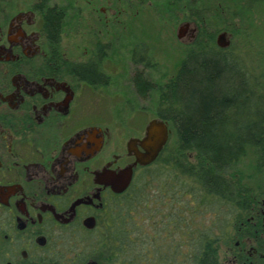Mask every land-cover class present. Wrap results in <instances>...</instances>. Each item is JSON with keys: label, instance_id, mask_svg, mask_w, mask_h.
I'll return each mask as SVG.
<instances>
[{"label": "flooded vegetation", "instance_id": "flooded-vegetation-1", "mask_svg": "<svg viewBox=\"0 0 264 264\" xmlns=\"http://www.w3.org/2000/svg\"><path fill=\"white\" fill-rule=\"evenodd\" d=\"M123 1L132 8L137 0ZM114 6L113 0H0V264L129 263L117 231L128 223L136 180L162 164L173 134L179 137L159 105L182 65L159 80L151 45L119 31L128 24L115 19ZM67 29L78 39L74 46L65 44ZM114 87L126 90V103L131 97L157 103L156 117L145 124L134 109L130 116L101 115ZM153 119L165 121L170 133L144 166L136 154L146 151ZM130 167V185L115 191L110 181ZM247 197L228 243L216 238L218 264H264V191L251 187Z\"/></svg>", "mask_w": 264, "mask_h": 264}, {"label": "trees", "instance_id": "trees-1", "mask_svg": "<svg viewBox=\"0 0 264 264\" xmlns=\"http://www.w3.org/2000/svg\"><path fill=\"white\" fill-rule=\"evenodd\" d=\"M56 21L51 17L53 30ZM207 46L187 56L163 97L160 114L174 121L179 137L142 178L145 190L159 183L163 206L148 212L143 225L138 203L146 193L136 192L139 179L128 198V223L117 231L128 264H218L216 238L228 243L250 199L251 187L235 165L249 146L264 166V73L237 46Z\"/></svg>", "mask_w": 264, "mask_h": 264}, {"label": "rangeland", "instance_id": "rangeland-1", "mask_svg": "<svg viewBox=\"0 0 264 264\" xmlns=\"http://www.w3.org/2000/svg\"><path fill=\"white\" fill-rule=\"evenodd\" d=\"M113 2L115 19H119L122 25L128 24L127 29L121 27L119 31L123 35H128L131 30L138 39L145 40L151 45L154 59L161 63V69H156L160 70L157 78L161 81L179 70L191 49L200 50L202 49L200 46L203 45L219 48L217 41L223 32H227L225 39L230 41V46L239 47V52H245L247 54L245 57H249L252 61L248 64H253L258 72L264 73V1L201 0L197 3L194 1L189 3L187 0H137L132 8H128L130 6L123 0H113ZM99 5L103 9L108 8L104 3L99 2ZM73 19L75 24L77 18L73 17ZM82 19H87L84 11H82ZM186 23H189L186 33L179 38V28ZM67 31L65 44L76 45L78 39L74 40L73 30L67 29ZM204 34L209 35L205 40ZM122 97H125V103ZM127 98L126 90L114 87L107 91L106 98L103 99V103H108L107 108L99 109V112L102 113L101 115L107 114L113 117H117L115 115L117 111L119 116H125L128 112L130 116L134 109L133 113H140L141 120L145 124L156 117L157 103H151L150 99L140 103L132 97L131 103H126ZM143 104L146 106H142ZM162 105L163 103H160L159 106ZM177 140V135L174 133L170 140L171 147L177 146ZM235 169L249 187L264 191V166L258 165L253 147H246L245 154L237 161ZM139 180L140 187L138 189L136 186V192L144 190L146 193L142 194L138 203L140 213L138 222L143 223L148 212L160 209L163 204L159 195V183L154 182L145 190V182L142 178ZM221 252H225V245H222Z\"/></svg>", "mask_w": 264, "mask_h": 264}, {"label": "water", "instance_id": "water-1", "mask_svg": "<svg viewBox=\"0 0 264 264\" xmlns=\"http://www.w3.org/2000/svg\"><path fill=\"white\" fill-rule=\"evenodd\" d=\"M189 26V23H186L185 26H181L178 31V37L182 38L186 33V27ZM227 32H223L219 35L217 44L220 47H228L230 41H226L225 37ZM170 130L165 121L160 119H153L149 122L146 130V137L143 140V145L145 146L146 151L144 153H137V162L141 165H149L156 160L160 151L164 147L165 143L168 141ZM133 176V169L130 167L127 170H124L119 176H115L110 183L113 185V188L117 192H122L125 190L131 183Z\"/></svg>", "mask_w": 264, "mask_h": 264}]
</instances>
